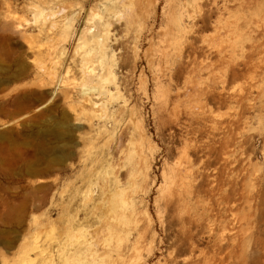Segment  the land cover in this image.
Listing matches in <instances>:
<instances>
[{"label":"rangeland","instance_id":"374dc122","mask_svg":"<svg viewBox=\"0 0 264 264\" xmlns=\"http://www.w3.org/2000/svg\"><path fill=\"white\" fill-rule=\"evenodd\" d=\"M0 264H264V0H0Z\"/></svg>","mask_w":264,"mask_h":264},{"label":"bare ground","instance_id":"6f19581e","mask_svg":"<svg viewBox=\"0 0 264 264\" xmlns=\"http://www.w3.org/2000/svg\"><path fill=\"white\" fill-rule=\"evenodd\" d=\"M110 22V21H109ZM111 24V23H110ZM102 26H103V28H104V30L107 32V23H105V22H103L102 23ZM110 25H108V27H109ZM94 36V37H93ZM92 37H93V39H95V40H97L98 41V44H99V49H98V47H97V50L100 52V53H98V54H100L98 57H97V59L98 60H101L102 62L105 60V56H106V50H105V47H106V45H105V43H103L101 40H99V38H98V36H96V34L95 35H93ZM87 42H89L90 43V41L88 40ZM87 42H86V44H87ZM97 46V45H96ZM93 48H91V50L90 51H87L86 53H85V55L83 56L84 57V59H87L88 57H90L91 56V54H92V52H96V51H94L96 48H94V50H92ZM102 82H104V76H101V77H99V83H102ZM82 88L84 89L83 90V94L85 95V96H88L89 95V92L90 91H92V90H97V89H100L101 87H98L97 85H91V83H89L88 82V80L86 79V80H84V83L82 84Z\"/></svg>","mask_w":264,"mask_h":264}]
</instances>
